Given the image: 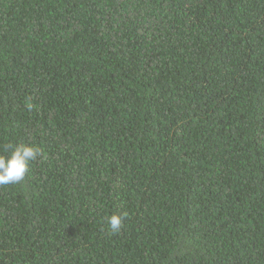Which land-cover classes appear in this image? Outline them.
Wrapping results in <instances>:
<instances>
[{"label":"trees","instance_id":"16d2710c","mask_svg":"<svg viewBox=\"0 0 264 264\" xmlns=\"http://www.w3.org/2000/svg\"><path fill=\"white\" fill-rule=\"evenodd\" d=\"M20 143L0 264H264V0H0Z\"/></svg>","mask_w":264,"mask_h":264},{"label":"clouds","instance_id":"9594fccd","mask_svg":"<svg viewBox=\"0 0 264 264\" xmlns=\"http://www.w3.org/2000/svg\"><path fill=\"white\" fill-rule=\"evenodd\" d=\"M40 155L35 145L20 143L12 147L9 155H0V186L15 185L23 181L31 162ZM123 217L112 214L108 219L109 230L117 233L122 227Z\"/></svg>","mask_w":264,"mask_h":264}]
</instances>
